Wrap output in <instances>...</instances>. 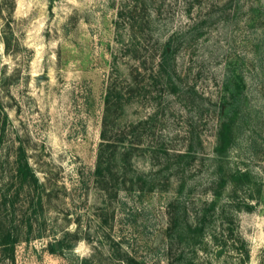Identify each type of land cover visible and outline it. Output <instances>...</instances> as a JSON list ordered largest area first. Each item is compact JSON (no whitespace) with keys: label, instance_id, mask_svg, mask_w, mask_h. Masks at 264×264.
Masks as SVG:
<instances>
[{"label":"rangeland","instance_id":"rangeland-1","mask_svg":"<svg viewBox=\"0 0 264 264\" xmlns=\"http://www.w3.org/2000/svg\"><path fill=\"white\" fill-rule=\"evenodd\" d=\"M170 40L177 89L156 72ZM111 84L124 90L117 127L144 123L134 168L155 190L110 198L96 183ZM236 91L237 137L219 157ZM0 110V195L19 191L16 264H264V0H0ZM20 145L40 205L14 180ZM245 171L251 181H237Z\"/></svg>","mask_w":264,"mask_h":264},{"label":"trees","instance_id":"trees-1","mask_svg":"<svg viewBox=\"0 0 264 264\" xmlns=\"http://www.w3.org/2000/svg\"><path fill=\"white\" fill-rule=\"evenodd\" d=\"M136 49V48H135ZM175 50L173 42L170 40L163 46L162 54L158 63L159 76H165L168 83L177 89V85L173 78L172 66L175 60ZM131 87V92L141 87L139 81H135ZM132 85V86H133ZM239 88V87H238ZM238 92H233L229 97L225 98L221 109V122L218 128V142L216 145V153L219 157L226 154L228 149L233 145L237 130L235 127L237 116L239 115L240 99ZM124 90L116 84H111L105 96V114L102 122L101 141L99 144L97 163L95 168V179L97 185L110 197H117L122 190H141L152 191L158 187V182L153 178V175H148L134 168V160L144 154V140L142 138L141 127L144 125L142 121L126 126L124 128L117 127V120L121 110L124 108ZM3 114V115H2ZM3 117L2 131H6V124L9 120L7 112L0 110V119ZM156 152V150H153ZM1 164V161H0ZM168 168V167H167ZM166 168H162L158 173L166 172ZM132 172V174H131ZM130 175V176H129ZM237 181L242 180V177L247 181H251L250 172H243L240 175H235ZM16 183L21 187H34L37 192V200L40 205L43 200V195L37 190L41 189L44 184L37 175L34 167L31 165L27 151L23 145L19 146V151L15 160V177ZM19 196L17 190L15 194L9 191L0 195V264L10 263L16 264V249L22 237L19 232L20 226L17 224L15 213V198ZM253 194L248 196L252 198ZM244 205V206H243ZM239 209L246 207L248 210L253 208V204L249 200L243 204H238ZM204 224V223H203ZM190 225V228L201 230L204 228ZM178 226V220L175 216L172 219L169 231H173ZM28 231L32 230L33 223L29 219L27 221ZM178 227L181 228L179 225ZM61 248L64 243L60 242ZM51 250L57 252L56 244L51 245ZM248 253V252H247ZM249 255V253H248ZM126 264H141L130 256H125Z\"/></svg>","mask_w":264,"mask_h":264},{"label":"water","instance_id":"water-1","mask_svg":"<svg viewBox=\"0 0 264 264\" xmlns=\"http://www.w3.org/2000/svg\"><path fill=\"white\" fill-rule=\"evenodd\" d=\"M39 79H46V78H49L48 76L46 75H40L38 76ZM56 247L58 248L59 247V243H56Z\"/></svg>","mask_w":264,"mask_h":264}]
</instances>
